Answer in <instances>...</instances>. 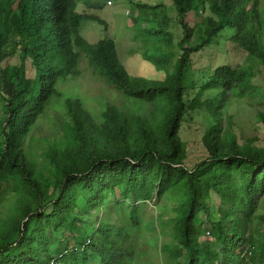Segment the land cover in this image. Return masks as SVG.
Instances as JSON below:
<instances>
[{"label":"trees","instance_id":"trees-1","mask_svg":"<svg viewBox=\"0 0 264 264\" xmlns=\"http://www.w3.org/2000/svg\"><path fill=\"white\" fill-rule=\"evenodd\" d=\"M80 1L0 0V178L12 179L35 205L25 207L26 221L14 227V241L0 244V264H128L145 202L173 188L183 192L176 207L182 264H264V236L255 238L251 229L264 196V147L240 146L233 136L222 137L217 118L232 98L256 95L259 89L243 67L221 63L203 71L193 58L205 56L229 29L231 39L264 68L261 0H171L181 30L179 54L162 79L131 77L112 38L87 41L79 32L82 20L104 28L107 23L97 14L76 11ZM134 6L140 20L154 24L139 30L142 58L165 62L167 54L152 56L148 50L157 51L170 40L166 7ZM9 47L18 49L15 64L9 62ZM81 53L124 96L162 101L169 109L159 138L146 119L128 117L114 106L96 125L78 98H67L69 133L80 161L65 157L54 184L33 176L22 146L58 80L78 74ZM201 108L217 122L203 135L207 158L188 169L181 163L177 131L188 110Z\"/></svg>","mask_w":264,"mask_h":264},{"label":"rangeland","instance_id":"rangeland-1","mask_svg":"<svg viewBox=\"0 0 264 264\" xmlns=\"http://www.w3.org/2000/svg\"><path fill=\"white\" fill-rule=\"evenodd\" d=\"M135 2L158 4L166 7L170 18L168 30L171 32L167 43H160L157 51L152 48L149 54L168 58L160 64H152L142 58L143 43L139 34L140 28L152 27L153 23L140 20ZM264 14V0H261ZM76 11L97 14L107 23L101 24L91 20H82L80 34L89 42L100 38H112L120 62L131 77L162 79L173 70L179 54L177 41L181 30L175 21V9L171 0H82L76 5ZM209 15L202 13L203 21ZM191 18V17H189ZM192 19L189 24L192 25ZM232 30L225 29L215 43L208 47L204 56L193 58L201 64V70L212 69L218 64L226 63L234 67H243L252 73L251 83L256 85L259 93L232 98L223 108L220 118L221 136H233L237 145H255L264 147V68L258 60L249 56L231 39ZM264 43V36L262 37ZM18 49H7L9 62H17ZM208 55V56H207ZM5 64V60L3 62ZM199 72L194 74L198 79ZM197 86L185 96L193 97ZM1 94V86H0ZM206 93L203 95V97ZM78 98L82 107L90 114L96 125L104 123V111L114 106L128 117L146 119L161 138L168 106L162 101L145 102L124 96L100 76L86 61L83 53L78 62V74L66 76L58 80L55 92L45 105L43 112L34 121L31 130L25 136L22 155L29 163L35 178L57 183L61 165L65 157L80 161L78 144L69 133V120L65 112V100ZM4 110L0 98V121ZM217 118L212 117L204 108L188 110L181 121L177 135L181 141L182 165L191 169L196 163L208 156L203 143V135L208 126L215 124ZM1 141V135H0ZM14 181L0 178V244L7 245L14 241V227L25 222V207L34 208V203L23 188L15 187ZM182 190H167L160 198L146 201L143 224L137 237L134 258L128 264H182L184 251L178 241L176 207L183 199ZM131 201V200H130ZM103 209V208H102ZM97 213L94 212L93 218ZM251 229L255 238L264 236V196L259 198L253 212ZM206 236L207 232L205 233ZM205 236V237H206ZM202 238V235L200 236Z\"/></svg>","mask_w":264,"mask_h":264}]
</instances>
